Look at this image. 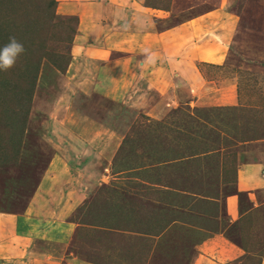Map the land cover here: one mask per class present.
<instances>
[{
    "label": "crops",
    "instance_id": "1",
    "mask_svg": "<svg viewBox=\"0 0 264 264\" xmlns=\"http://www.w3.org/2000/svg\"><path fill=\"white\" fill-rule=\"evenodd\" d=\"M182 1L74 0L77 9L64 10L77 17L81 11L79 31L66 74L56 73L64 78L54 83V94L66 100L80 91L108 103H126L131 107L130 120L143 114L148 121L160 122L185 103L236 109L245 97L251 102L249 90L236 87L233 77H226L227 68L223 70L244 22L241 14H234L235 0H217L212 9L190 18L185 16L192 6L183 10ZM103 72L110 83L101 78ZM213 83H220L219 88ZM261 120L260 114L255 129L264 124ZM116 128L119 139L125 129ZM110 129L104 127L103 133L112 136ZM261 133L256 130L255 140L246 142L256 145L239 154L233 181L228 182L223 172L210 183L201 181L197 201L206 204V211L201 213L196 203L192 209L184 208L187 223L177 218L172 222L169 211L161 208L163 191L152 185L134 193L133 204L120 200L105 222L103 211L91 207L93 187L84 193L79 185L68 187L69 164L62 168V158L55 155L66 150L52 143L57 149L34 188L22 198L9 190V201L0 208V264H246L245 256L255 255L246 249L250 230L264 248L263 229L254 228L261 217L257 209L264 205ZM62 173L63 177L57 175ZM89 173L84 182L91 185L112 179L105 171ZM144 202L155 206L146 207ZM260 223L264 219L256 224Z\"/></svg>",
    "mask_w": 264,
    "mask_h": 264
},
{
    "label": "rangeland",
    "instance_id": "2",
    "mask_svg": "<svg viewBox=\"0 0 264 264\" xmlns=\"http://www.w3.org/2000/svg\"><path fill=\"white\" fill-rule=\"evenodd\" d=\"M185 1L183 10L189 11L187 8L192 6L186 18L217 2L205 0L206 4L197 5L195 0ZM74 3V0H0V46L15 37L25 48L12 69L0 72V208L8 203L9 190H15L19 198L26 197L24 193L34 188L55 153L57 148L53 144H58L66 150L55 155L62 158V168L69 164L68 187L74 189L79 185L82 193L93 187L91 207L103 211L105 222L113 216L111 213L120 200L126 205L133 204L134 193L152 185L163 191L159 200L165 203L160 207L169 211L173 219L170 221L177 218L187 223L184 208L199 204L201 213L206 211V204L197 201L201 181L210 183L221 172L228 182L233 181L239 154L256 145L246 142L255 140L256 130L264 136L263 122L254 128L260 114L264 121V0H235L234 14H241L244 22L223 67L227 68L226 77L236 81V87L243 92L249 90L251 102L245 97L243 106L236 109L185 103L171 109L162 122L148 121L143 114L130 120L133 116L129 104L108 103L102 97L86 96L80 91L66 100L54 94L57 90L54 83L64 78L56 77V73L66 74L71 47L79 31L81 11L77 17L66 15L64 10L65 7L76 10ZM101 78L110 83L106 72L101 73ZM216 85L220 83H213L212 87L219 88ZM249 105L256 111L250 113ZM104 127H113L115 130L110 129L113 135L104 134ZM116 127L125 129L119 139L116 133L120 129ZM261 139L264 141V137ZM260 145L264 146V142ZM85 165L90 168L84 170ZM88 170L101 174L105 171L112 179L88 184L84 182ZM57 175L63 177V173ZM62 184L66 185L65 180ZM62 190L59 186L60 198L64 195ZM144 205L155 206L145 202ZM257 210L260 222L264 219V205ZM256 223L254 228L264 232V224ZM250 231L252 236L246 249L254 250L255 255L245 256L246 264H264L263 245Z\"/></svg>",
    "mask_w": 264,
    "mask_h": 264
},
{
    "label": "clouds",
    "instance_id": "3",
    "mask_svg": "<svg viewBox=\"0 0 264 264\" xmlns=\"http://www.w3.org/2000/svg\"><path fill=\"white\" fill-rule=\"evenodd\" d=\"M24 52V45L15 37H10L6 44L0 46V72L12 69Z\"/></svg>",
    "mask_w": 264,
    "mask_h": 264
},
{
    "label": "trees",
    "instance_id": "4",
    "mask_svg": "<svg viewBox=\"0 0 264 264\" xmlns=\"http://www.w3.org/2000/svg\"><path fill=\"white\" fill-rule=\"evenodd\" d=\"M54 1V0H53ZM55 2H56V0H55ZM39 68V67H38ZM37 71H38V69H37ZM190 162H192V160L190 161ZM233 172H235V177H236V172H237V170L236 169H234L233 170ZM235 179V178H234ZM244 239V238H243ZM243 242V244H244V241H242ZM243 244H240V245H243ZM245 246H246V243H245Z\"/></svg>",
    "mask_w": 264,
    "mask_h": 264
}]
</instances>
